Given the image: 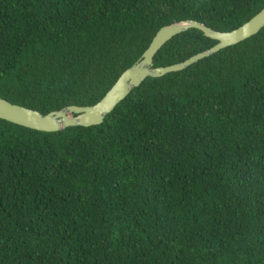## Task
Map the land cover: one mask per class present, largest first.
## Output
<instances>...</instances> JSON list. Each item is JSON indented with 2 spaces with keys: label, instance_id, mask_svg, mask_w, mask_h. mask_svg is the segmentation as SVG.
<instances>
[{
  "label": "trees",
  "instance_id": "16d2710c",
  "mask_svg": "<svg viewBox=\"0 0 264 264\" xmlns=\"http://www.w3.org/2000/svg\"><path fill=\"white\" fill-rule=\"evenodd\" d=\"M264 0H0V97L102 99L157 31L234 30ZM217 44L174 36L154 67ZM0 264H264V27L148 77L99 125L0 119Z\"/></svg>",
  "mask_w": 264,
  "mask_h": 264
},
{
  "label": "water",
  "instance_id": "95a60500",
  "mask_svg": "<svg viewBox=\"0 0 264 264\" xmlns=\"http://www.w3.org/2000/svg\"><path fill=\"white\" fill-rule=\"evenodd\" d=\"M264 27V8L240 27L220 32L195 20H184L161 27L153 37L148 48L139 60L125 69L107 93L94 105L66 106L58 111L42 114L39 111L13 104L0 97V119L42 132H57L73 126H93L104 121L107 114L146 78L161 77L167 73L181 71L199 60L209 57L223 48L235 45L257 34ZM198 29L217 44L201 51L183 62L165 67H154L153 59L160 48L174 36L187 31Z\"/></svg>",
  "mask_w": 264,
  "mask_h": 264
}]
</instances>
